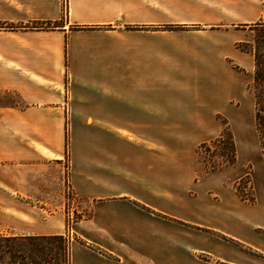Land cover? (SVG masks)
Returning <instances> with one entry per match:
<instances>
[{
  "label": "crops",
  "instance_id": "0c3cea01",
  "mask_svg": "<svg viewBox=\"0 0 264 264\" xmlns=\"http://www.w3.org/2000/svg\"><path fill=\"white\" fill-rule=\"evenodd\" d=\"M215 9L67 0L63 13L62 0H0V25L14 26L0 27V92L16 97L0 104V220L40 215L49 168L58 195L70 189L91 210L72 223V264L234 263L218 233L230 229L192 218L214 210L192 191L193 152L212 136L197 121L231 106L223 72L236 49L210 27ZM57 217L8 235L59 234Z\"/></svg>",
  "mask_w": 264,
  "mask_h": 264
},
{
  "label": "rangeland",
  "instance_id": "374dc122",
  "mask_svg": "<svg viewBox=\"0 0 264 264\" xmlns=\"http://www.w3.org/2000/svg\"><path fill=\"white\" fill-rule=\"evenodd\" d=\"M213 1L221 20L210 27L226 33L231 46L236 49L235 56L227 59L229 71L223 72L229 81L231 106L227 113L217 114V119L197 121V127L199 130L209 129L212 133L211 140L224 130L230 133L236 147V161L219 170L206 171L210 157L204 149L198 148L202 142L197 144L193 152L192 191H198L205 203L212 204L214 210L205 206L198 216L194 215L192 218L204 224L230 229L229 235L222 230L218 233L228 239L232 245L231 251L234 249V255H231L234 260L232 264H264V164L254 124V96L250 88L254 57L250 52L242 51L243 48L253 50L257 45L256 40L264 35V0ZM38 24L39 22L33 25ZM15 98L13 94L0 92V104L14 101ZM212 159L216 162L221 160L220 157ZM66 161L67 158L65 163ZM52 172V169H46L44 199L41 202L34 201L42 208L37 210L40 215L31 217L29 225L22 224L16 218L1 219L0 233H20V229L26 226L46 231L48 225L57 221L60 214L61 222L64 221L61 233L44 235H61L69 244H77L71 230L72 223L87 215L89 217L91 210L70 189L65 188L63 197L58 195L56 185L51 183ZM64 175L66 177V168ZM36 241L44 249L43 259L46 263L68 262L70 247L68 256L66 252L64 255L58 239L48 237ZM202 259H206V256ZM91 262L88 257V263ZM213 264L226 263L215 260Z\"/></svg>",
  "mask_w": 264,
  "mask_h": 264
},
{
  "label": "trees",
  "instance_id": "16d2710c",
  "mask_svg": "<svg viewBox=\"0 0 264 264\" xmlns=\"http://www.w3.org/2000/svg\"><path fill=\"white\" fill-rule=\"evenodd\" d=\"M35 28H46L50 25L46 22H39L32 25ZM0 27L14 28L12 25H0ZM257 45L253 50L243 48L242 51L250 52L254 57V70L252 75L251 90L254 96V124L258 135L260 152L264 164V35L256 40ZM198 148L207 152L209 164L205 170L215 171L227 165H232L236 161V147L233 137L227 131H223L219 136L210 141L202 142ZM213 157H220V161H215ZM207 166V165H206ZM55 238L61 243V250L68 256L71 263V244L64 240L61 235H8L0 233V264H49L43 259L44 249L36 241L41 238ZM48 262V261H47Z\"/></svg>",
  "mask_w": 264,
  "mask_h": 264
},
{
  "label": "built area",
  "instance_id": "2783aa9c",
  "mask_svg": "<svg viewBox=\"0 0 264 264\" xmlns=\"http://www.w3.org/2000/svg\"><path fill=\"white\" fill-rule=\"evenodd\" d=\"M63 10L66 13V10H67V0H63ZM65 168L66 169L68 168V161H66V163H65Z\"/></svg>",
  "mask_w": 264,
  "mask_h": 264
}]
</instances>
